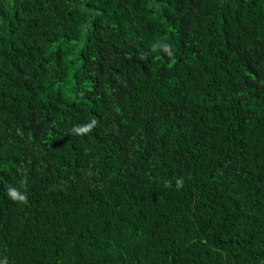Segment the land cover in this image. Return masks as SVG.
<instances>
[{"label":"trees","instance_id":"16d2710c","mask_svg":"<svg viewBox=\"0 0 264 264\" xmlns=\"http://www.w3.org/2000/svg\"><path fill=\"white\" fill-rule=\"evenodd\" d=\"M0 264H264V0H0Z\"/></svg>","mask_w":264,"mask_h":264},{"label":"clouds","instance_id":"9594fccd","mask_svg":"<svg viewBox=\"0 0 264 264\" xmlns=\"http://www.w3.org/2000/svg\"><path fill=\"white\" fill-rule=\"evenodd\" d=\"M9 194H10L13 198H16V192H15L14 190L10 189V190H9ZM20 199L23 200L24 198L21 197Z\"/></svg>","mask_w":264,"mask_h":264}]
</instances>
